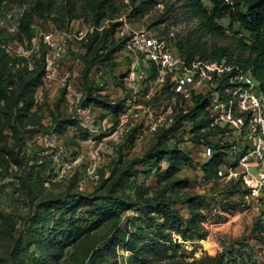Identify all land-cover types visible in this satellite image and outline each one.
<instances>
[{
	"label": "rangeland",
	"instance_id": "obj_1",
	"mask_svg": "<svg viewBox=\"0 0 264 264\" xmlns=\"http://www.w3.org/2000/svg\"><path fill=\"white\" fill-rule=\"evenodd\" d=\"M102 1L0 2V69L10 89L19 88L35 69L44 74L22 111L10 110L0 93V264H222L218 257L224 264H264V166L254 158L248 166L241 163L259 132L245 120L226 123L228 112L218 108L213 95L218 82L213 78L214 87L198 93L209 100L205 115L198 94L186 99L169 84L163 89V72L144 64L136 68L124 53L109 66L95 67L90 84L83 77L88 52H97L106 40L140 32L180 39L200 34L199 22L184 0ZM202 1L212 9L210 0ZM218 24L227 30L221 46L235 50L238 38L250 39L237 25L229 30L228 18ZM215 145L231 149L213 160ZM161 146L180 152L174 170L180 183L167 195L181 214L197 216L207 233L204 240L174 234L180 245L163 242L153 248L149 240L139 243L140 237L129 234L152 232L144 207L134 206L136 186H142L148 203L162 190L156 169H133V161ZM161 167L168 169L167 158ZM127 170L138 171L139 179L117 193L131 209L101 219L90 216V206L70 212L52 208L45 233L51 252L32 243L37 213L76 196L89 204ZM62 220L74 225L67 238L52 232ZM114 224L130 244L122 242ZM141 247L145 251L139 252ZM93 249L102 255L94 258Z\"/></svg>",
	"mask_w": 264,
	"mask_h": 264
},
{
	"label": "trees",
	"instance_id": "obj_2",
	"mask_svg": "<svg viewBox=\"0 0 264 264\" xmlns=\"http://www.w3.org/2000/svg\"><path fill=\"white\" fill-rule=\"evenodd\" d=\"M1 1L3 0H0V2ZM106 1L108 0H103L102 2L104 3ZM184 1L186 2V7L190 15L199 22L201 33L192 32L188 36L180 39L178 37H173L172 43L178 52L190 62L198 58L203 62L216 63L218 65L224 64L225 67L232 68L230 71H225L222 74H218L217 72L213 73L214 83L218 82V88L216 87L217 92H221L225 85L233 89L239 87L240 84L232 82L231 80L240 72L250 73L257 82L259 89L264 92V0H233L230 3L226 0H210L212 5V9L210 10L204 5L202 0ZM94 4L99 6L98 2ZM225 18H228L230 21L229 30H232L233 27L237 25L250 34V39H248V41H246L247 38L243 37L237 39L238 47L235 50L218 44V42L227 36V30L218 24V21ZM119 25V23L113 25V30L119 27ZM205 37L211 40L210 44L203 40ZM18 39L23 43L21 38ZM127 40L128 38L126 37L119 40L112 38L110 43L106 40L102 48L97 50V52H93V54H91L92 52L90 51L88 52L89 56L86 57L83 72V77L87 84H90L89 75L91 71L97 66H109L114 58L116 59L121 55ZM151 69L156 71L155 67ZM43 77V68L39 70L35 69L33 74L30 75L19 88L11 90L10 82L5 78L4 72L0 69V93L5 95L8 108L12 111L15 109L22 111L23 107L28 102V92L31 91L33 87L37 88L41 86L43 84ZM169 81V79L166 81L167 83L163 86V89L168 84L171 87ZM92 91L93 90H90V92ZM196 97H198L200 101H203L201 112L206 111L205 115H208L210 110L208 109L209 100L207 101V96L202 97V95L198 94L195 95V98ZM92 99L94 100L95 98ZM120 107L121 103L115 104V111L119 112ZM195 112L196 110H194L193 113ZM189 117H191V115L188 114L183 119L185 120ZM212 149L215 152L213 160H216L219 155L222 156L220 153H226V151L231 149V146L224 145L221 147L215 145L212 146ZM179 153L180 152L177 150H170L167 146H161L154 151H150L142 158L133 161V169L137 165L152 168V170L156 169L159 180L158 186L162 189L161 192L153 198L152 202L148 203L144 200L143 194H140L142 186H136V195L139 200L134 206L144 207L142 214L148 221V228H150L152 232L145 233L141 230V234L140 232L138 234L129 232V234L140 237L138 239L139 243H144L146 240H149L153 248L162 246L163 242L180 245L177 240H174V234L179 235L183 240L193 239L195 237L199 240H204L207 237L205 230L199 226L197 216L191 214L192 216L187 218L185 215L181 214L180 211L175 208L174 204L176 202H174L172 196L167 195L170 190H174L175 186L180 183V178L177 177L174 171L178 167L177 160ZM165 158H167L169 163L167 170H163L161 167ZM131 179L137 182L139 179V172L136 171L133 173L131 170H127L121 173L111 186L108 187L106 195L95 198L90 201L89 204L81 203V198L76 196L75 199H70L68 203L58 202L51 206V208L45 207L43 212L40 211L34 216L33 225L31 227L33 229L32 237L34 239L32 243L38 249H42L46 253L51 252V240L49 237L45 236V233L49 231L46 228L47 221H49L46 212L52 208H57L58 210L66 209L67 212H70L72 207L90 206L92 208L89 212L90 216L101 219L111 218L114 217L118 211H125V209L129 207L128 201L123 194L118 195L117 191L129 187L131 188ZM134 188L135 187H133V189ZM189 207L192 209L193 205L191 204ZM129 209H131V206ZM73 227L74 225L72 222L71 224L69 222L68 225L67 222L62 220V222L55 223L52 232L63 234V236L67 238ZM112 228L122 235V242L125 243L126 235L123 234L119 224H114ZM130 242L127 241L126 244H130ZM133 248L135 249V247ZM141 251H145V247H141L139 252ZM93 255L94 258H98L102 255V252H96V249H93ZM218 258L219 261L224 264V258ZM218 258H216V260H218ZM38 264H42V262Z\"/></svg>",
	"mask_w": 264,
	"mask_h": 264
},
{
	"label": "built area",
	"instance_id": "obj_3",
	"mask_svg": "<svg viewBox=\"0 0 264 264\" xmlns=\"http://www.w3.org/2000/svg\"><path fill=\"white\" fill-rule=\"evenodd\" d=\"M172 38L147 32L136 33L128 36L121 54L133 59V66L136 68L144 64L163 72L166 75L163 83L169 79L173 93L186 99L202 93L208 85L213 86V73L222 74L232 69L224 64L218 65L199 59L190 62L178 52ZM231 81L240 86L233 89L225 85L221 92L213 93L219 104L218 108L228 112L226 123L242 124L245 120L246 125L259 132L258 136L253 137L252 148L242 156L241 163L248 166V161L254 158L258 164L264 166V92L249 73L240 72Z\"/></svg>",
	"mask_w": 264,
	"mask_h": 264
}]
</instances>
